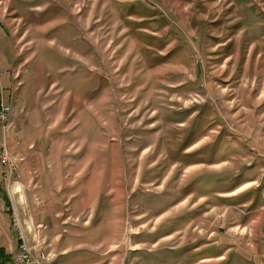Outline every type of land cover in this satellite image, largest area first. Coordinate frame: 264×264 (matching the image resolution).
<instances>
[{
	"label": "rangeland",
	"instance_id": "1",
	"mask_svg": "<svg viewBox=\"0 0 264 264\" xmlns=\"http://www.w3.org/2000/svg\"><path fill=\"white\" fill-rule=\"evenodd\" d=\"M0 31L4 264L19 231L51 264H264V0H0Z\"/></svg>",
	"mask_w": 264,
	"mask_h": 264
},
{
	"label": "built area",
	"instance_id": "2",
	"mask_svg": "<svg viewBox=\"0 0 264 264\" xmlns=\"http://www.w3.org/2000/svg\"><path fill=\"white\" fill-rule=\"evenodd\" d=\"M4 110H13L11 105H7L2 99L0 100V125H4ZM3 160L8 164H13V160L6 155L3 156ZM18 232V231H17ZM19 246L17 251L14 252V259L16 263L26 264H51L55 259L51 252H47L43 249L42 245L36 246L28 245L25 235L19 231L18 234Z\"/></svg>",
	"mask_w": 264,
	"mask_h": 264
},
{
	"label": "crops",
	"instance_id": "3",
	"mask_svg": "<svg viewBox=\"0 0 264 264\" xmlns=\"http://www.w3.org/2000/svg\"><path fill=\"white\" fill-rule=\"evenodd\" d=\"M4 38H5V35L4 34H2L1 33V31H0V55H4L5 56V59H4V56L2 57V58H0V70L2 69V67L4 66L3 65V63L2 62H6V63H8L7 65L8 66H10V64L12 63L11 62V58H12V53H11V51H10V46H8V44H6V42H5V40H4ZM8 48V49H7ZM7 49V50H6ZM3 59H4V61H3ZM10 63V64H9ZM5 67V66H4ZM5 68H7V67H5ZM5 73H3V72H0V83L2 84V82H3V79H2V76L4 75ZM4 82H5V78H4ZM9 85V87H10V91H11V93H9L10 94V96L12 97V95H14V93L15 92H17L18 93V91L21 89V86H22V84L21 83H14V81H9L8 83H4V86H5V88H6V91H7V88H8V85ZM1 87H2V85H1ZM2 89V88H1ZM2 92V91H1ZM16 94V93H15ZM2 99V98H1ZM3 100V99H2ZM14 107H13V109L15 110L16 109V106L15 105H13ZM259 156L262 158V159H264V154H260L259 153ZM263 170H264V168H262ZM257 186H258V188H260V186H259V183L257 182ZM63 205H65V203H63ZM61 211V210H60ZM256 211H258V209L256 210ZM60 223H62L61 224V226L63 227V224H64V222H60ZM44 235V234H43ZM39 236H40V232H39ZM47 239L49 240V242H48V244L47 245H56L55 244V241H58V238H59V235L57 236V237H54V238H52V232H48L47 233ZM46 236L44 235L42 238H41V240H42V242L43 243H45L46 242ZM41 237V236H40ZM41 242V243H42ZM42 245V247H43V249H44V245L43 244H41ZM45 250V249H44ZM4 253H5V251H4Z\"/></svg>",
	"mask_w": 264,
	"mask_h": 264
},
{
	"label": "flooded vegetation",
	"instance_id": "4",
	"mask_svg": "<svg viewBox=\"0 0 264 264\" xmlns=\"http://www.w3.org/2000/svg\"><path fill=\"white\" fill-rule=\"evenodd\" d=\"M231 191H237V188H235V189H233V190H231ZM228 193V194H227ZM234 197H233V196ZM217 196H218V198L219 199H223V200H226V197H230V198H228V199H237V197L238 196H241L240 194H229V192H219L218 194H217ZM201 197V198H200ZM199 198L200 199H202V200H204V199H207V196H200ZM246 200H244V201H241L240 200V202H236L235 204H230V203H226V202H219V203H214L213 201L211 202V201H205V203H206V206H205V208H204V210L202 211V213H201V215H205V214H209L210 212H213L214 211V209H213V207H215V208H219V207H221V206H223V207H225V205H227V206H229L230 208H233V209H237V210H241L242 211V209H240V207L243 205V203L245 202ZM210 203H212V206L209 208V204ZM232 205V206H231ZM224 214H222V215H220V214H217L216 215V217H220V216H223Z\"/></svg>",
	"mask_w": 264,
	"mask_h": 264
},
{
	"label": "trees",
	"instance_id": "5",
	"mask_svg": "<svg viewBox=\"0 0 264 264\" xmlns=\"http://www.w3.org/2000/svg\"><path fill=\"white\" fill-rule=\"evenodd\" d=\"M4 260H7V257L4 254V250L0 249V264H4Z\"/></svg>",
	"mask_w": 264,
	"mask_h": 264
},
{
	"label": "bare ground",
	"instance_id": "6",
	"mask_svg": "<svg viewBox=\"0 0 264 264\" xmlns=\"http://www.w3.org/2000/svg\"><path fill=\"white\" fill-rule=\"evenodd\" d=\"M9 113H10V110H4V118H6L4 119V124L5 123L7 124L9 122V118H8Z\"/></svg>",
	"mask_w": 264,
	"mask_h": 264
}]
</instances>
